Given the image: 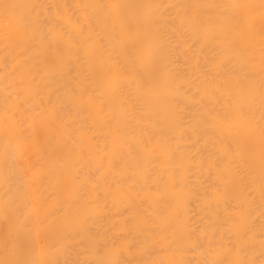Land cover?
I'll use <instances>...</instances> for the list:
<instances>
[{"label":"bare ground","instance_id":"bare-ground-1","mask_svg":"<svg viewBox=\"0 0 264 264\" xmlns=\"http://www.w3.org/2000/svg\"><path fill=\"white\" fill-rule=\"evenodd\" d=\"M0 264H264V0H0Z\"/></svg>","mask_w":264,"mask_h":264}]
</instances>
